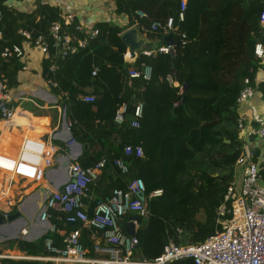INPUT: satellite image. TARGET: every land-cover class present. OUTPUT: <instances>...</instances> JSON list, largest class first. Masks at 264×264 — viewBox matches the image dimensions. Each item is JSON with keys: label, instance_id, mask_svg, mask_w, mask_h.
<instances>
[{"label": "trees", "instance_id": "16d2710c", "mask_svg": "<svg viewBox=\"0 0 264 264\" xmlns=\"http://www.w3.org/2000/svg\"><path fill=\"white\" fill-rule=\"evenodd\" d=\"M114 1L116 13L128 17V26L136 23L149 30L152 20L163 21L168 15L174 16L179 0ZM0 10V52L5 46L20 43L19 28L31 30L34 36L41 33L47 36L51 22L63 21L55 7L41 2H37L31 12H22L11 8L7 0H0ZM136 10L144 11L147 17H138ZM262 10L264 0H187L184 20L178 23L175 18L171 31L179 41L175 45V55L171 56L170 52H156L150 56L139 54L131 66L150 64L152 76L148 80L128 78V68L122 66L125 47L119 38L127 27L109 23L98 24V35L84 48L59 59L54 74L48 70L50 62H43L42 74L47 79L54 78L57 83L53 87L54 93L59 102L65 103V115L73 140L87 145L76 161L88 167L105 159L108 164L100 171L102 180L109 175L118 178V172L111 165L115 159L124 157L129 165V172L124 175L127 180L142 178L147 196L154 190H161L159 196L147 198V213L140 219L136 230L138 243L135 251L142 257L156 258L169 240L177 245H190L219 230L215 222L216 208L223 200L232 173L228 176L213 175L225 172L227 167L233 169L243 151L237 130V97L245 79L254 85L260 65L253 49ZM66 28L74 39L84 36L72 24ZM157 33L162 40L164 32ZM22 67L18 58L0 55V78L9 85L15 81L14 76ZM172 68L174 75L170 74ZM95 69L96 73L92 74ZM168 75L171 83H168ZM183 83L187 85L184 95L181 92ZM156 86L166 91L162 99H152L151 92ZM260 88L264 93V83ZM141 89L144 90L146 108L175 104L170 122L174 127L187 126L185 132L176 135L181 148L179 156H124L125 144H138V135L130 128V122L134 99ZM84 94L93 95L94 101H84ZM181 99L183 103H179ZM122 102L127 105V113L125 121L118 125L114 122V114ZM95 108L105 111L103 121L97 122L92 117ZM96 145L100 146L101 154L92 161L91 152ZM115 186L123 187V181L118 178ZM16 210L15 205L10 212ZM87 212L91 214L92 210ZM51 221L58 224L63 233L81 227L80 223L62 226V222L54 218ZM47 236H53L57 244L61 242L62 236L56 238L47 231L31 241L15 238L2 243L25 255H42L46 254L44 239ZM81 240L88 247L94 243L91 232L84 226L81 228ZM0 264L54 263L1 259ZM166 264L194 262L192 259H179Z\"/></svg>", "mask_w": 264, "mask_h": 264}, {"label": "built area", "instance_id": "2783aa9c", "mask_svg": "<svg viewBox=\"0 0 264 264\" xmlns=\"http://www.w3.org/2000/svg\"><path fill=\"white\" fill-rule=\"evenodd\" d=\"M20 0H7L11 8L17 9L16 3ZM36 5L40 0H33ZM43 3V2H41ZM47 4V3H46ZM187 0H179L175 15H168L163 21L152 20V31L170 32L174 28L175 18L178 23L184 20ZM136 13L146 18L144 11ZM0 10V22H1ZM61 20L51 22L48 35L43 33L36 36L31 30L19 28L18 34L27 42L38 47L43 58L50 62L49 71L54 74L58 69V60L84 48L89 40L94 39L99 31L94 27L84 32L80 39H74L67 30L72 16L65 14ZM257 38L254 44V54L257 58L264 57V10L258 18ZM66 26V27H65ZM76 31L81 32L79 25ZM0 39L2 31L0 30ZM156 52L168 53L169 47L161 45L154 51H145L140 55L150 56ZM3 58H22L25 55L20 44L5 46L1 52ZM97 69L93 70L95 74ZM127 76L130 79L140 78L148 80L152 76V66L142 63L140 67H128ZM167 79L172 82L170 75ZM53 87L57 86L54 78L47 81ZM255 89L245 79L244 86L239 91L237 105L247 102L254 94ZM84 101H94L93 95H83ZM21 112L11 104V97L6 85L0 79V123L7 126L26 124L17 123L16 116ZM144 112V103L136 102L133 107L131 129L141 127ZM127 105L125 102L117 105L114 122L121 125L126 118ZM246 114L237 118V129L240 136H250L256 133L264 136V119L259 122L256 130H245ZM70 124V123H69ZM72 142V141H71ZM71 142H68V146ZM58 146L51 140L42 137L26 135L22 138L15 152L0 151V200H6L9 186L15 179L28 182L43 183L48 189L47 196L42 204L40 214L42 221L54 218L65 224H81V227L63 233V229L52 223L47 230L58 234L61 242L57 244L53 236L44 239L46 254L25 255L9 251H0V259L50 261L54 264H166L173 260L192 259L194 264H264V158L259 161L251 159V153L244 150L235 161L232 173L239 172L238 178L232 174L226 186L223 200L216 208V225L219 230L206 237L203 241L190 245H177L169 240L162 252L154 259L142 257L135 251L138 243L136 236L131 237L124 232L120 219L128 213L144 217L147 213L145 202L149 197L159 196L161 190L152 191L148 196L144 181L134 177L124 182L123 187H115L102 199L96 201L92 213L88 214L84 207L83 197L90 184L98 180L100 171L108 164L101 159L91 166L83 167L73 160L69 163L68 180L58 189H52L45 179L46 171L55 163ZM124 156L144 157L143 148L139 144H125ZM121 177L129 172V165L124 157L117 158L111 165ZM8 200V199H7ZM86 227L94 239L88 247L81 240V228ZM138 226V224H136Z\"/></svg>", "mask_w": 264, "mask_h": 264}, {"label": "crops", "instance_id": "0c3cea01", "mask_svg": "<svg viewBox=\"0 0 264 264\" xmlns=\"http://www.w3.org/2000/svg\"><path fill=\"white\" fill-rule=\"evenodd\" d=\"M40 1L55 7L59 11L61 17L65 14L71 15L72 21L70 24L73 26L79 25L81 27V32H78L80 33H86L90 29L97 27L100 23H109L119 27H127L125 30L133 25H137L134 23L131 26H128V17L125 14L116 13L114 0ZM16 6L18 11L31 12L36 5L33 0H20L16 3ZM137 16L140 17L138 14ZM141 31L146 38L157 42L160 41L159 46H166V44L157 36V31H152L150 27L149 30L141 28ZM163 34L165 35L167 32H164ZM173 40H177L175 33H173ZM18 44H20L25 51V55L22 58H18L19 62L23 64V67L15 74V81L12 85H9L8 82L4 83L11 97V104L16 107L17 110L24 111L22 113L25 115V119H20L18 123L26 125L7 126L0 123V151H8L10 153L15 152L22 138L26 135L42 137L44 140H51L59 148L56 154H60L56 155L55 163L52 166L56 167L58 164V158L63 156L64 153L67 156L72 157V155L77 152V147L72 145V143L68 146L66 145L68 142L75 140L72 138L69 121L67 120L66 115L65 120L63 117L65 103L59 102L57 95L54 93L53 86L47 83L48 79L42 74V66L45 59L38 47L25 41L22 37L20 43ZM174 55L175 46L173 47L172 56ZM141 64L142 63L138 64V67H140ZM133 65L134 64L129 65L128 67ZM168 83L171 82L168 80ZM263 83L264 57L260 59V65L255 74L253 85L255 92L253 96L247 102L238 104L236 109L238 116L240 114H246L248 116L245 121L246 131L256 130L259 126V122L264 119V93L263 89L260 88V85H263ZM176 84L177 83H174V85ZM86 90L88 91V88ZM153 90L154 91L151 92L152 99H162L164 97L163 94L166 92L159 86L154 87ZM138 92L139 93L136 94L137 96L134 99L135 104L138 101L144 103V90L141 89L138 90ZM62 104H64V106H62ZM174 105L175 104H161L154 108H146V105L144 104L141 127L139 129H132L134 130V134L138 135V144L143 148L144 157H151L156 154H173L176 156L181 154L179 138L176 135H180L185 132V128L187 126L183 125L180 127H174L170 122L171 118L174 116ZM91 114L97 122L103 121L106 116L105 111L101 108H95L92 110ZM132 119L133 117L131 120ZM239 137L243 143V151L247 150L251 153V159L253 161H259L264 158V136L252 133L250 136L246 135L243 137L239 134ZM225 141L229 142L228 140ZM83 148L84 147L81 144V151L78 156L81 154ZM91 153V156L93 157L92 161L96 160V155L101 154L100 146L96 145ZM101 173L99 179L89 185L88 190L83 197L84 207L87 211L92 210V207L97 200L102 199L105 195L110 193L113 188L117 187L115 185L118 178L123 181V186L124 182L127 180L125 177H121L120 175L118 178L111 177V175H109L108 178L101 180ZM40 186H44V184L28 182L18 178L15 179L8 188L6 200H0V211L3 213H11L10 210L16 205V200L18 201L17 206L19 208L20 201L36 191ZM33 204V201H28V207H33ZM129 215H127V217ZM127 217L125 216L122 221L127 220ZM50 224H52L51 220L43 222L29 221L25 228L27 234L21 238L28 241L34 240L46 233L48 231L47 227ZM137 227L138 226H136V228ZM54 235H56V238L59 237L57 233ZM4 241H0V251L24 254L17 249L7 248V245L2 243Z\"/></svg>", "mask_w": 264, "mask_h": 264}, {"label": "water", "instance_id": "95a60500", "mask_svg": "<svg viewBox=\"0 0 264 264\" xmlns=\"http://www.w3.org/2000/svg\"><path fill=\"white\" fill-rule=\"evenodd\" d=\"M119 38L125 47V52L123 54L122 66L127 69L129 65L136 62L139 54L145 51H154L159 47L160 41H154L146 38L141 31V27L138 25H133L130 28L124 30L120 33ZM162 41L169 47V52L171 56L173 55V47L179 42L173 40V32H168L163 35ZM174 68L171 69L170 74L174 75ZM187 89L186 83L181 86L182 95H184ZM179 103H183L182 99ZM64 106V104H62ZM65 120V110L63 114ZM72 145L77 147V152L72 155V157L63 155L58 158V164L56 167H51L46 171V181L49 187L52 189H58L63 183L68 180V169L69 163L75 160L81 151V144L72 141ZM87 145L84 144L85 148ZM232 173V168L227 167L225 172L215 173L213 176H228ZM48 189L44 186H40L36 191L31 193L29 196L25 197L20 203L19 208L13 213H3L0 211V241L7 239L21 238L25 235L26 224L29 221H39L40 214L43 210V202L47 196ZM34 202L33 207H28V201ZM140 222V217L136 214H130L127 220L121 222L122 229L126 234L134 237L136 234V224Z\"/></svg>", "mask_w": 264, "mask_h": 264}, {"label": "bare ground", "instance_id": "6f19581e", "mask_svg": "<svg viewBox=\"0 0 264 264\" xmlns=\"http://www.w3.org/2000/svg\"><path fill=\"white\" fill-rule=\"evenodd\" d=\"M20 119L21 120L25 119V115L22 112L20 115L16 116V122L18 123V121H20ZM24 233L27 234V231H24Z\"/></svg>", "mask_w": 264, "mask_h": 264}, {"label": "rangeland", "instance_id": "374dc122", "mask_svg": "<svg viewBox=\"0 0 264 264\" xmlns=\"http://www.w3.org/2000/svg\"><path fill=\"white\" fill-rule=\"evenodd\" d=\"M58 154H60V153H58ZM58 154H56V155H58ZM63 155H66L65 153L63 154ZM71 161H73L72 159H71ZM234 174V176H235V178H238V176H239V172L237 171V172H235V173H233ZM1 177H2V175L0 174V180H1ZM1 202V201H0ZM17 200H16V206L18 205L17 204ZM21 202V201H20ZM17 209H18V206H17Z\"/></svg>", "mask_w": 264, "mask_h": 264}]
</instances>
